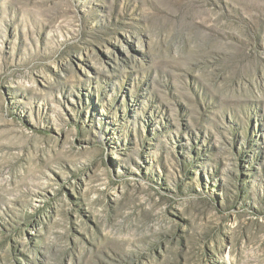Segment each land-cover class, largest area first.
Here are the masks:
<instances>
[{"label": "rangeland", "instance_id": "1", "mask_svg": "<svg viewBox=\"0 0 264 264\" xmlns=\"http://www.w3.org/2000/svg\"><path fill=\"white\" fill-rule=\"evenodd\" d=\"M0 264H264V0H0Z\"/></svg>", "mask_w": 264, "mask_h": 264}]
</instances>
